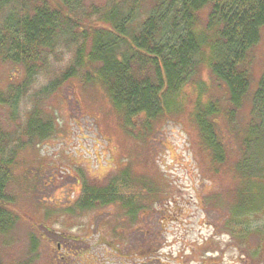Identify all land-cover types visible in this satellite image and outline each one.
Masks as SVG:
<instances>
[{
    "label": "rangeland",
    "instance_id": "1",
    "mask_svg": "<svg viewBox=\"0 0 264 264\" xmlns=\"http://www.w3.org/2000/svg\"><path fill=\"white\" fill-rule=\"evenodd\" d=\"M106 1L84 0L85 13H90L89 5L103 8ZM63 43L39 58L46 62V71L41 66L31 83L24 81L21 65L0 60V93L7 91L0 106L5 147L0 160L15 147L8 191L15 201L9 210L18 218L0 239V264H178L181 253L191 264L238 263L235 247H245L241 232L246 193L239 201L233 191L240 184L235 164L242 156L239 145L250 119V100L232 110L226 89L206 69L205 94L183 86V111L173 117L121 115L97 80L86 84L81 72L45 99L40 91L72 63L74 49ZM251 59L252 94L264 69V27ZM14 90L23 94L13 105ZM199 99L215 103L225 114L211 122L228 158L215 177L203 172L206 157L192 117ZM37 110L47 117L38 120L48 132L33 138L31 145L19 129L28 112L33 116ZM125 170L124 179L131 182L138 176L146 184L144 191L133 183L130 192L141 193L132 203L125 202L130 210L144 200L147 207L136 210V220L130 221L120 204L91 202L92 208L80 210L82 190L106 188Z\"/></svg>",
    "mask_w": 264,
    "mask_h": 264
},
{
    "label": "trees",
    "instance_id": "2",
    "mask_svg": "<svg viewBox=\"0 0 264 264\" xmlns=\"http://www.w3.org/2000/svg\"><path fill=\"white\" fill-rule=\"evenodd\" d=\"M105 4L103 8L89 5L87 14L84 0H0V60L21 65L24 81L31 83L41 66L46 71V62L39 58L48 57L57 44L65 41L64 45L74 49L72 63L40 91V97L49 98L81 72L86 84L95 85L97 80L121 115L146 114L151 119L182 113L183 86L192 85L200 96L204 95L206 69L226 89V101L232 110L250 100V119L239 145L242 156L235 164L240 184L233 195L240 201L247 186L257 185L258 179L264 178V69L250 93L251 51L264 27V0H108ZM101 9L106 11L99 17ZM6 94L0 93V106L5 104ZM22 94L13 91V105ZM198 101L192 117L206 157L203 172L215 177L217 167L228 158L211 122L225 114L216 109L215 103ZM38 112L33 116L28 112L19 129L28 134L31 145L33 138L48 132L39 123L47 117ZM1 138L0 154L4 157ZM14 153L15 147L6 160H0V239L18 220L9 210L15 203L8 191ZM124 173L127 171L109 180L106 188L82 190L85 197L77 205L80 210L92 208L91 202L120 204L127 218L136 220V210L147 207L142 205L144 200L130 210L125 202L132 203L141 193L130 192L133 183L144 191L146 184L138 176L130 182L123 178Z\"/></svg>",
    "mask_w": 264,
    "mask_h": 264
},
{
    "label": "flooded vegetation",
    "instance_id": "3",
    "mask_svg": "<svg viewBox=\"0 0 264 264\" xmlns=\"http://www.w3.org/2000/svg\"><path fill=\"white\" fill-rule=\"evenodd\" d=\"M260 180H264V178L258 179L259 182ZM246 189L245 207L242 210V213L246 215V222L241 232L243 246L245 247H235V251L237 252L236 259L238 262L235 264H264V183L260 182L257 185L247 186ZM236 197L237 196L234 195V198ZM228 217L229 214H227V218ZM255 222H257L258 225L252 227L251 223ZM229 237L231 238L229 242H232L233 238L231 236ZM217 249L221 251L223 248ZM192 251H201V249L199 248ZM209 251L217 253V250ZM120 253L121 252H117V254ZM179 257L180 261L178 264H191L184 254L181 253ZM198 264L207 263L206 261L200 260ZM214 264H217V262Z\"/></svg>",
    "mask_w": 264,
    "mask_h": 264
}]
</instances>
